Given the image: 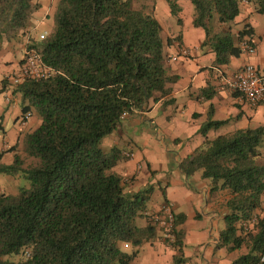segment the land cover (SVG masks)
Instances as JSON below:
<instances>
[{
    "label": "trees",
    "instance_id": "obj_1",
    "mask_svg": "<svg viewBox=\"0 0 264 264\" xmlns=\"http://www.w3.org/2000/svg\"><path fill=\"white\" fill-rule=\"evenodd\" d=\"M177 1L166 0L172 15L180 11ZM189 1L192 24L205 34L200 48L214 53L215 66L238 57L244 39L251 43L249 22L236 33L231 30L242 0ZM246 1L264 15V0ZM133 2L59 0L50 31L27 44L50 73L14 87L22 112L33 109L40 123L23 136L27 160L15 154L12 163H0V174L30 183L17 194L0 191V264H130L139 246L156 236L151 216L145 227L136 224L146 216L151 188L126 192L113 171L120 149L100 147L124 117L143 110L155 92L168 93V84L177 79L167 74L165 62L166 48L180 35L163 39L159 21ZM38 8L33 0H0V42L19 40ZM213 16L227 25L225 31H213ZM209 89L201 90L206 98ZM226 121L201 126L202 145L180 168L187 175L199 171L211 191L228 192L221 245L247 249L231 264H264V212L258 213L264 211V124L207 138L210 126ZM184 220L177 214L174 238L165 239L176 251L172 264H193L183 255L179 225ZM119 242L132 250H121Z\"/></svg>",
    "mask_w": 264,
    "mask_h": 264
},
{
    "label": "crops",
    "instance_id": "obj_2",
    "mask_svg": "<svg viewBox=\"0 0 264 264\" xmlns=\"http://www.w3.org/2000/svg\"><path fill=\"white\" fill-rule=\"evenodd\" d=\"M33 1L39 3V8L33 12L29 25L21 33L19 40L0 42V152H3L0 155V163L4 164L12 163L15 154L19 155L21 151L24 134L35 129L40 123L33 109L22 112L21 96L10 84V77L21 63L27 44L40 39L41 34H46L52 28V15L59 0ZM177 3L180 6L179 18L182 28L167 36L180 35V40L166 48L165 62L167 74L175 75L177 79L168 84V93L153 95L143 110L124 117L117 128L101 140L100 146L105 152L114 146L120 149L122 158L113 167V171L122 177L126 192L151 188L146 216L136 219L139 227L148 224L150 214L159 213L164 206H168L174 216H185L179 227L183 231V255L189 262L231 264L246 253L247 249L242 246L229 250L227 246L221 245L220 232L225 227L224 203L228 192L211 191L208 179L202 178L199 171L187 175L181 170L180 162L203 142V137L198 135L199 125L196 119L201 114L196 108L194 110L196 105H208L206 111H210L207 113L213 112L212 104L227 97L225 91L230 88L226 79L247 63H252L264 80V51L260 50L261 46H264V26L261 27L260 22L251 19L252 10H240L234 19L235 27L232 26L231 30L236 33L243 23L249 22L254 29L250 41L255 45L256 51L252 55L242 52L239 56H244L245 60L241 63L237 61L238 56L230 58L227 64L215 66L213 52L203 49V52H200V43L205 34L201 27L192 24L191 6L186 0H178ZM242 3H246V0H242ZM182 48L190 51L189 56L172 60V56L178 55ZM206 86L210 88L209 92H212L208 98L201 93L202 88ZM191 89H197L199 94H192ZM184 92H188L189 106H193L191 119L187 122L159 126L153 117H148L157 105L171 106L177 94ZM231 93L236 110L234 118L246 116L258 121L259 125L264 124L263 104L252 106L246 101H241L239 95ZM155 97L158 99H154ZM170 115L165 114L167 118H170ZM14 145L15 150L7 151ZM6 155H9V158H6ZM263 212L258 210L260 214ZM175 253L174 248L164 239V230L157 225L156 236L139 246L138 254L130 264H172Z\"/></svg>",
    "mask_w": 264,
    "mask_h": 264
},
{
    "label": "rangeland",
    "instance_id": "obj_3",
    "mask_svg": "<svg viewBox=\"0 0 264 264\" xmlns=\"http://www.w3.org/2000/svg\"><path fill=\"white\" fill-rule=\"evenodd\" d=\"M187 4L191 6L192 13H193V6L192 3L188 0H186ZM133 5L136 7L142 6L146 13L151 14L154 16L162 26V32L161 35L163 39L168 37L170 33L178 32L182 26L181 23L178 20L179 13L177 15H172L170 13L169 6L166 2V0H134ZM240 10L242 11L244 8L252 10V14H250L251 19L257 20L261 23V27L264 26V15L260 14L255 11V3L253 1H246V3H239ZM185 10V8H183ZM182 10V13L184 12ZM232 26L235 27V24L232 23ZM210 27L213 29V31H225L227 29L226 24H222L217 20L216 16H213V18L210 20ZM234 32V31H233ZM236 32V31H235ZM257 41H259L258 36H256ZM261 52L264 51V46H261ZM200 52L202 53L203 50L200 48ZM184 60V59H181ZM245 60L244 56H239L237 61L243 62ZM182 62V61H181ZM192 94H199L197 89H191L190 90ZM232 90L227 89L225 93L227 94V97H223L219 99L218 102L213 103V112L207 113L210 111H206L208 108V105H196L194 107L200 112V116L196 119L197 125H199L198 129V135L204 140V136L200 132L201 126L208 121H219L226 119L227 121L218 125V126H210L208 130L206 131V136L208 139H213L216 136L220 134H229L237 129L240 128H254L257 125H259V122L256 120L248 119L246 116L237 117L234 118L233 115L235 113V107L233 106L234 100L232 96ZM188 92L179 93L175 97V99L172 101V103L169 105H163L159 104L157 107L148 114V117H153L156 121V123L159 126H168L171 125H177L180 121L181 122H187L189 119H191L190 115L192 113L191 106H189V98L187 95ZM158 93L155 92L154 95H157ZM166 113H170L171 117L167 118L165 116ZM37 115V114H36ZM210 115V116H209ZM38 116V115H37ZM39 117V116H38ZM40 119V118H39ZM37 127V126H36ZM184 136V134H183ZM101 145V142H100ZM101 147V146H100ZM21 151L19 152V155L21 158H24L27 160L25 156V152L23 150V146H20ZM6 158H9V155L5 156ZM33 159V158H32ZM29 160V159H28ZM263 160V157L257 158L258 162H261ZM35 162L36 160L33 159ZM30 187V183L27 179H24L21 176H11L6 174H0V189L6 193H12L17 194L21 189H27ZM118 246L121 250L130 252L132 250V245L125 242H119ZM7 259L10 260H17L19 258V255H8L6 256Z\"/></svg>",
    "mask_w": 264,
    "mask_h": 264
},
{
    "label": "built area",
    "instance_id": "obj_4",
    "mask_svg": "<svg viewBox=\"0 0 264 264\" xmlns=\"http://www.w3.org/2000/svg\"><path fill=\"white\" fill-rule=\"evenodd\" d=\"M44 36L45 34H41L40 38ZM241 48L243 52L250 55L256 51L255 45L248 42L247 38L241 42ZM189 53L188 49L182 48L178 55L172 56V60L187 57ZM49 73L50 70L41 64L39 55L34 50L26 49L16 72L10 77V84L15 87L26 78L39 79ZM226 84L231 90L238 92L241 101H246L252 106L264 105V80L252 63H247L238 69L230 78L226 79ZM150 216L153 222L164 230V239L172 241L175 216L170 208L164 206L161 212L150 214ZM260 261H264V254Z\"/></svg>",
    "mask_w": 264,
    "mask_h": 264
}]
</instances>
